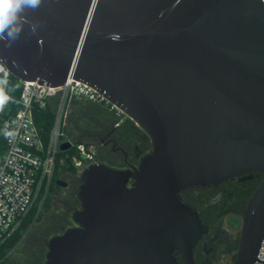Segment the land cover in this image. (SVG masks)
Masks as SVG:
<instances>
[{
    "label": "water",
    "instance_id": "obj_1",
    "mask_svg": "<svg viewBox=\"0 0 264 264\" xmlns=\"http://www.w3.org/2000/svg\"><path fill=\"white\" fill-rule=\"evenodd\" d=\"M25 15L0 41L11 73L88 83L152 142L134 170L80 172L76 225L49 238L46 264H179L204 229L180 192L264 170V0H42ZM263 240L264 180L235 264H255Z\"/></svg>",
    "mask_w": 264,
    "mask_h": 264
},
{
    "label": "built area",
    "instance_id": "obj_2",
    "mask_svg": "<svg viewBox=\"0 0 264 264\" xmlns=\"http://www.w3.org/2000/svg\"><path fill=\"white\" fill-rule=\"evenodd\" d=\"M12 75L0 57V95L10 104L19 103V107L15 111L10 109L2 121L6 150L0 156V244L18 228L38 200L47 176L53 173L57 154L62 150L60 144L64 141L60 139V120L66 104L87 99L108 106L117 113L123 112L97 89L72 77L59 86L20 80L21 90L17 99ZM35 103L57 109L47 148L33 117ZM72 147L75 153L71 160L80 173L95 161L96 146L92 142L78 141L72 142ZM255 264H264V240Z\"/></svg>",
    "mask_w": 264,
    "mask_h": 264
},
{
    "label": "flooded vegetation",
    "instance_id": "obj_3",
    "mask_svg": "<svg viewBox=\"0 0 264 264\" xmlns=\"http://www.w3.org/2000/svg\"><path fill=\"white\" fill-rule=\"evenodd\" d=\"M95 104L105 111L100 115L96 114L93 119L85 118L78 127L76 137L87 135L95 141L92 142L96 146L94 162H104L123 170L138 168L142 157L152 150L150 136L124 112L117 113L108 106ZM83 128L89 130L83 131ZM52 180L53 175L49 183ZM58 180L59 178L53 189L48 184L47 192L52 191L59 195L56 186L61 184L67 188L63 196H60L62 200L67 201L77 189L79 190L80 184L76 177H72L70 182L58 183ZM263 180L264 170L254 169L217 185L193 186L182 190L180 192L182 200L198 213L204 229L192 248L191 255L178 248L174 249L173 254L177 262L235 264L241 258L242 227L246 207ZM133 181L131 178L129 186H132Z\"/></svg>",
    "mask_w": 264,
    "mask_h": 264
},
{
    "label": "rangeland",
    "instance_id": "obj_4",
    "mask_svg": "<svg viewBox=\"0 0 264 264\" xmlns=\"http://www.w3.org/2000/svg\"><path fill=\"white\" fill-rule=\"evenodd\" d=\"M4 101V97L0 95V104H3ZM103 111H105V109L89 100L77 99L76 101L67 103L61 114L60 139L64 141L70 140L73 143L77 141L95 142L87 135L76 137V132L78 131V127H80V123L82 121L84 122L85 118L93 119V117L97 116L96 114L100 115ZM55 113L57 114V109L55 110ZM88 130L89 129L87 128H83V131ZM99 156L100 154L98 152L97 157ZM57 159L61 163H66L63 156L57 154ZM56 164L52 169L53 173ZM58 171V178L61 181L70 182L72 177H76L79 181L78 183H81L79 172L77 175H73L71 171L65 170L64 167H60ZM52 175L47 176V182L50 181ZM56 190H58L59 195H55L52 191H49L47 194L49 200L45 199L46 196L44 193L43 197L41 199L38 198L35 202L34 206L38 210L37 216L39 214L41 218L34 219L33 222L26 226L22 232V240L17 247L7 255L8 261L6 264H46V255L48 251L47 241L49 238L55 234L63 232L70 226L76 225V222L73 219V212L80 208L78 189L67 201L60 199V196H63V193L67 188L58 184ZM21 223L18 227L21 226Z\"/></svg>",
    "mask_w": 264,
    "mask_h": 264
},
{
    "label": "trees",
    "instance_id": "obj_5",
    "mask_svg": "<svg viewBox=\"0 0 264 264\" xmlns=\"http://www.w3.org/2000/svg\"><path fill=\"white\" fill-rule=\"evenodd\" d=\"M12 83L15 87L14 95L16 98H19L20 90H21V81L18 77L12 75ZM76 101V100H75ZM19 107L18 102H13V104L8 103L6 100L3 102V104H0V156L5 152L6 150V142L2 134V121L3 118L7 115V112L11 109V111H15ZM33 111V117L35 120L36 125L38 126L40 136L42 138L44 147L47 148L51 139V133L52 129L55 124L56 119V113L55 108L51 105H48L46 107H41L38 103H35L32 108ZM78 142V141H77ZM75 153V148H70L66 150H60L58 155L63 156L65 158L66 163H61L57 159L56 168L53 173V180L51 181L50 188H54V184L56 183V180L59 176L58 169L60 167H64L65 170L71 171L73 174H77L79 172V169L73 164L71 160V156ZM69 155V157H66ZM47 180L44 182L41 193L39 198L41 199L45 193V196L47 197L48 192L47 191ZM45 199L49 200L47 197ZM38 210L35 206L31 208V210L27 213L25 218L23 219V222L21 223V226L15 229L5 240L2 241L0 244V264H6L8 261L7 255L17 247V245L22 240V232L28 226L33 220L40 219V215L38 214Z\"/></svg>",
    "mask_w": 264,
    "mask_h": 264
},
{
    "label": "clouds",
    "instance_id": "obj_6",
    "mask_svg": "<svg viewBox=\"0 0 264 264\" xmlns=\"http://www.w3.org/2000/svg\"><path fill=\"white\" fill-rule=\"evenodd\" d=\"M42 0H0V41L8 46L19 38L28 24L25 13L27 10H35L41 5ZM35 31V25L31 26Z\"/></svg>",
    "mask_w": 264,
    "mask_h": 264
},
{
    "label": "crops",
    "instance_id": "obj_7",
    "mask_svg": "<svg viewBox=\"0 0 264 264\" xmlns=\"http://www.w3.org/2000/svg\"><path fill=\"white\" fill-rule=\"evenodd\" d=\"M79 100H87V99H79Z\"/></svg>",
    "mask_w": 264,
    "mask_h": 264
}]
</instances>
